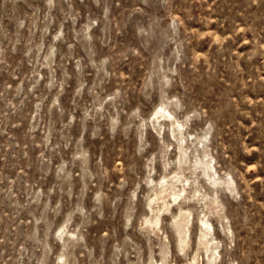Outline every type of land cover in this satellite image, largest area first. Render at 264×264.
<instances>
[{"label": "rangeland", "instance_id": "374dc122", "mask_svg": "<svg viewBox=\"0 0 264 264\" xmlns=\"http://www.w3.org/2000/svg\"><path fill=\"white\" fill-rule=\"evenodd\" d=\"M0 264H264V0H0Z\"/></svg>", "mask_w": 264, "mask_h": 264}, {"label": "bare ground", "instance_id": "6f19581e", "mask_svg": "<svg viewBox=\"0 0 264 264\" xmlns=\"http://www.w3.org/2000/svg\"><path fill=\"white\" fill-rule=\"evenodd\" d=\"M164 110V109H163ZM161 111V110H160ZM165 111V110H164ZM162 113V111L159 113V114H161ZM170 113V112H169ZM158 114V113H157ZM162 116L164 117L165 116V114H162ZM169 116H170V114H169ZM166 117H168V116H166ZM162 118V117H161ZM157 119V118H156ZM166 119V118H165ZM174 119V118H173ZM169 120H170V118H169ZM175 122V121H174ZM172 124H174V123H172ZM179 126H181V125H179L178 124V127ZM176 128V127H175ZM162 130V129H161ZM172 130V129H171ZM184 139V138H183ZM183 139H182V137H180V141H183ZM186 139V138H185ZM187 140V139H186ZM179 144V143H178ZM182 146V145H181ZM184 149V148H183ZM182 149V147H181V150H183ZM184 151V150H183ZM182 152V151H181ZM180 154V153H179ZM186 154V153H185ZM181 155H182V153H181ZM179 159V158H178ZM180 161V160H179ZM203 164V167L202 168H204V171H209V172H212V171H214V168H213V166H211V163L209 162V161H205V162H203L202 163ZM213 173V172H212ZM215 173V172H214ZM213 175H215V174H213ZM212 175V176H213ZM210 176H211V174H210ZM211 176V177H212ZM213 178V183L214 184H217L219 181H217L218 180V178H214V176L212 177ZM183 179V178H182ZM168 182V181H167ZM170 182V181H169ZM177 187V186H176ZM157 188V187H156ZM162 189V186H159L158 187V189H156L157 191H160ZM181 189V188H180ZM155 190V189H154ZM178 192V191H177ZM168 204V203H167ZM153 222H155V221H153ZM149 223V222H148ZM203 224H205L204 222H203ZM207 224V223H206ZM209 224V223H208ZM210 225V224H209ZM202 230V229H201ZM207 234H208V232L206 231V233H205V235L207 236ZM201 236H203V235H201ZM183 238H185L184 236H183ZM208 238V237H207ZM206 238V239H207ZM182 239V238H181ZM210 240L208 241V242H210V241H213L212 240V238H209ZM213 243V242H212Z\"/></svg>", "mask_w": 264, "mask_h": 264}]
</instances>
